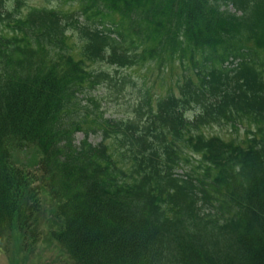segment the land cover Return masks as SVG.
<instances>
[{"label": "trees", "instance_id": "16d2710c", "mask_svg": "<svg viewBox=\"0 0 264 264\" xmlns=\"http://www.w3.org/2000/svg\"><path fill=\"white\" fill-rule=\"evenodd\" d=\"M21 1L0 0V253L13 229L33 251L37 224H47L65 264H264V59L254 52L264 47V0H58L51 9L23 1L24 17ZM72 2L77 10L64 11ZM230 57L240 60L224 66ZM106 58L119 67L169 59L167 67L179 69L178 95L149 91L142 118L137 112L113 124L91 90L105 83L120 92L132 80L92 67ZM192 102L201 106L199 123L225 117L247 125V148L187 136L183 111ZM81 104L99 125L93 131L115 133L121 166L107 161L104 148L62 142L79 127ZM182 136L198 148L207 143L213 164L226 171L208 185L222 200L199 178L171 177L177 154L170 149L167 187L154 186L153 147ZM8 139L45 156L53 199L43 202L46 186L44 193L28 186L27 174L3 154ZM169 189L179 201L161 200Z\"/></svg>", "mask_w": 264, "mask_h": 264}, {"label": "rangeland", "instance_id": "374dc122", "mask_svg": "<svg viewBox=\"0 0 264 264\" xmlns=\"http://www.w3.org/2000/svg\"><path fill=\"white\" fill-rule=\"evenodd\" d=\"M132 76L139 82L142 78H144L146 80L147 83L152 84L154 86V90L155 92H159L162 91V88L165 89V84L163 83L162 85H160V81L159 79H157V70H146L145 68H139L136 69L134 71V73H132ZM106 97H108L110 95V93L107 91L104 93ZM129 95L130 93H126L124 95H122L120 97V99L122 100V102H126L129 99ZM119 109H109V116L112 117H116V116H122V114H120ZM214 131L217 132H221L223 134H225L226 136L228 135H232L234 136L236 133L233 132L230 128H215ZM239 135H242V133L240 132ZM76 138L81 139L82 138V134L81 133H77L76 134ZM92 141H97L98 137L96 136H91L90 138ZM31 158L27 159L26 162L29 161L28 167H30L32 165V161H30ZM195 161V160H194ZM25 162V163H26ZM179 173H181V169L178 170ZM12 241H14V239H12ZM47 245H53L54 246V252L56 250V246L54 244V242H50V241H46V242H42V237H39V245H38V250L40 251L43 260L45 264H52L54 261V258H56V254L53 252H50L49 248ZM7 247V253L5 254H1L0 255V264L4 261L5 264H30V256L32 255H27L23 252H21L20 250H15L14 249V244H10ZM44 254L46 256H44ZM58 259V258H57Z\"/></svg>", "mask_w": 264, "mask_h": 264}, {"label": "bare ground", "instance_id": "6f19581e", "mask_svg": "<svg viewBox=\"0 0 264 264\" xmlns=\"http://www.w3.org/2000/svg\"><path fill=\"white\" fill-rule=\"evenodd\" d=\"M37 1L40 2V3H42V4H44V5H46V6H49V5H50L49 0H37ZM81 110H82V112H84V113H86V111H87L86 108H84V107H82ZM64 142H68V143H70V142L68 141L67 137H66V139H65ZM70 144H72V143H70ZM132 163H133L132 160L127 161V164H128V165H131ZM151 179H152V182H154L153 175H152ZM206 189H209V187H207ZM209 193L216 194L217 191H216V190H213V189H209Z\"/></svg>", "mask_w": 264, "mask_h": 264}]
</instances>
